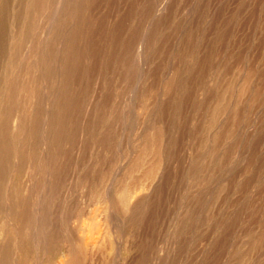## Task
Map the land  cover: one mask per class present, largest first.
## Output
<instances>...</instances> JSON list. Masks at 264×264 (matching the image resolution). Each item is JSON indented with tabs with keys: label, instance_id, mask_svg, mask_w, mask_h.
I'll use <instances>...</instances> for the list:
<instances>
[{
	"label": "rangeland",
	"instance_id": "obj_1",
	"mask_svg": "<svg viewBox=\"0 0 264 264\" xmlns=\"http://www.w3.org/2000/svg\"><path fill=\"white\" fill-rule=\"evenodd\" d=\"M0 165L6 264H264V0H0Z\"/></svg>",
	"mask_w": 264,
	"mask_h": 264
},
{
	"label": "bare ground",
	"instance_id": "obj_2",
	"mask_svg": "<svg viewBox=\"0 0 264 264\" xmlns=\"http://www.w3.org/2000/svg\"><path fill=\"white\" fill-rule=\"evenodd\" d=\"M158 144V143H157ZM159 158V157H158ZM168 158V157H167ZM139 159V158H138ZM151 159V158H150ZM163 159H164V157H163ZM119 160V159H118ZM159 160V159H158ZM135 161V160H134ZM155 161V160H154ZM165 161V160H164ZM168 161V160H167ZM122 162V161H121ZM124 162V161H123ZM149 162V161H148ZM158 162V161H157ZM166 162V161H165ZM143 163V162H142ZM146 163V162H145ZM169 163V162H168ZM131 164V163H130ZM154 164V163H153ZM155 164H156V162H155ZM129 165V164H128ZM132 165V164H131ZM138 165V164H137ZM141 165V164H140ZM147 165V164H146ZM157 165V164H156ZM1 166V165H0ZM123 166V165H122ZM152 166V165H151ZM154 166V165H153ZM162 166H164V165H162ZM121 167V166H120ZM138 167V166H137ZM140 167V166H139ZM161 167V166H160ZM135 168V167H134ZM146 168V167H145ZM157 168V167H156ZM143 169V168H142ZM142 169H141V171H142ZM140 170V169H139ZM144 170V169H143ZM147 170V169H146ZM151 170V169H150ZM154 170H156V169H154ZM161 170H162V168H161ZM123 171H125V170H123ZM152 172H154V171H152ZM151 172V173H152ZM168 172V171H167ZM147 173V172H146ZM149 173V172H148ZM124 174V173H123ZM133 174V173H132ZM165 174H166V172H165ZM3 175V174H2ZM146 175V174H145ZM148 175V174H147ZM151 175V174H150ZM157 175V174H156ZM125 176V175H124ZM143 176V175H142ZM162 176V175H161ZM141 178V177H140ZM147 178V177H146ZM149 178V177H148ZM153 178V177H152ZM165 178V177H164ZM138 179V178H137ZM136 179V180H137ZM128 180V179H127ZM139 180H141V179H139ZM138 181V180H137ZM157 181V180H156ZM165 181V180H164ZM117 182V181H116ZM133 182V181H132ZM135 183V182H134ZM137 183V182H136ZM135 183V184H136ZM139 184V183H138ZM129 185H131V184H129ZM146 185H148V184H146ZM159 186V185H158ZM155 187V186H154ZM153 187V188H154ZM160 187V186H159ZM158 187V188H159ZM147 188H149V186L147 187ZM145 189V188H144ZM156 189H157V187H156ZM155 189V190H156ZM157 191V190H156ZM1 193H2V185H1V175H0V196H1ZM154 193V192H153ZM142 194V193H141ZM147 195V194H146ZM139 196V195H138ZM138 196H136V198H139ZM142 197V196H141ZM139 200V199H138ZM143 200H144V198H143ZM142 200V201H143ZM9 203V202H8ZM4 208V207H3ZM126 209V208H125ZM22 210V209H21ZM1 211V210H0ZM101 212V211H100ZM106 226V225H105ZM24 227H26V226H24ZM23 227V228H24ZM88 236V235H87ZM147 236V235H146ZM87 238V237H86ZM89 239V238H88ZM9 241H10V238H9ZM90 242V241H89ZM7 243H8V241H7ZM90 246H91V243H90ZM6 248V247H5ZM8 248V247H7ZM6 251H7V249H6ZM9 251H11V250H9ZM3 252V251H2ZM89 252H91V251H89ZM1 253V252H0ZM2 254V253H1ZM4 255V257H2L3 259H1V257H0V264H6L7 262L5 261V259H8L9 257H7V255H6V253H4L3 254ZM13 255V254H12ZM84 255V254H83ZM15 256V255H14ZM91 257V256H90ZM87 260V259H86ZM17 262V261H16Z\"/></svg>",
	"mask_w": 264,
	"mask_h": 264
}]
</instances>
